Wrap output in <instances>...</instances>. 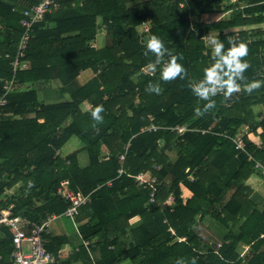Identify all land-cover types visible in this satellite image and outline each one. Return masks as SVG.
I'll list each match as a JSON object with an SVG mask.
<instances>
[{"label": "trees", "instance_id": "16d2710c", "mask_svg": "<svg viewBox=\"0 0 264 264\" xmlns=\"http://www.w3.org/2000/svg\"><path fill=\"white\" fill-rule=\"evenodd\" d=\"M40 1L0 0V97L16 81L0 119V213L38 225L64 217L72 203L60 189L68 181L71 191L91 198L73 219L90 243L83 255L79 249L63 258L70 240L52 233L50 223L41 236L55 264H264V210L245 183L264 163V0H237L246 6L226 8L232 14L210 24L202 16L230 0H58L33 26L22 58L29 68L14 71L23 12ZM102 29L105 40L95 47ZM209 32L225 48L229 39L246 43L241 59L249 67L239 90L218 91L205 111L208 101L192 85L214 62ZM152 35L168 49L163 62L177 56L183 78L163 80L160 65L147 67L155 60L144 55ZM88 70L94 78L81 85ZM51 82L58 89L42 101L34 85ZM252 83L258 87L247 91ZM84 103L91 105L86 112ZM97 105L101 122L90 115ZM151 124L196 131L142 133ZM238 135L248 153L236 150ZM257 136L260 146L251 141ZM74 138L82 148L63 153ZM147 173L160 184L140 185L136 177ZM181 185L192 198H182ZM208 219L228 230L218 242L200 232ZM12 251L10 229L0 226V264H12Z\"/></svg>", "mask_w": 264, "mask_h": 264}, {"label": "built area", "instance_id": "2783aa9c", "mask_svg": "<svg viewBox=\"0 0 264 264\" xmlns=\"http://www.w3.org/2000/svg\"><path fill=\"white\" fill-rule=\"evenodd\" d=\"M58 7V0H42L24 10L23 18L21 20V25L24 28V31L19 41L16 60L13 63L14 71H17L18 69L26 70L29 68V64L22 61V58L24 57L29 41L32 38L31 34L33 32V26L36 23L43 21L46 14L53 12ZM153 72L150 74L153 75ZM15 85V80H12L5 85V92L0 97V119L4 109L9 103L8 96L14 90ZM150 118L151 120L154 119L152 117ZM160 130H164L165 138H167V135L172 132H177L179 135H183L189 131H196L190 130L189 126L167 128L151 124L148 129H142V133L147 131L156 133ZM233 143L235 144L237 151L248 153L246 140L242 136H236L233 139ZM128 148L129 146L126 149V154ZM126 154L120 157L121 161L125 160ZM250 159H252L251 156ZM256 172L264 179V164L262 162H257ZM136 181L143 186L148 185L153 187L156 184H160L156 178L152 177L148 173L138 175V177H136ZM60 194L64 199L72 203V206L65 213V216L72 220L79 214L80 208L91 201L90 196H84L81 193L76 194L71 191L68 181L62 183ZM172 201L173 199L170 198L168 203H172ZM55 219L56 217L52 216L43 225H38L37 223L29 222L25 218L13 216L11 210H6L0 213V226L8 227L13 238V251L11 253L12 264H55L57 262V257L46 250L45 242L41 236L49 224ZM183 240L184 239L180 241ZM86 245H89V243H86ZM25 246L26 250H24ZM245 249L247 252L248 248L246 247Z\"/></svg>", "mask_w": 264, "mask_h": 264}, {"label": "clouds", "instance_id": "9594fccd", "mask_svg": "<svg viewBox=\"0 0 264 264\" xmlns=\"http://www.w3.org/2000/svg\"><path fill=\"white\" fill-rule=\"evenodd\" d=\"M204 39L212 50L214 62L204 69L202 80L192 85V91L196 96L208 101L205 105L206 111L214 106V101L210 100V97L216 95L218 91H224L228 95L239 90L238 81L244 79L243 73L249 67V64L246 60L241 59L247 55L246 43L229 39L230 46L225 48L224 42L218 38V35L213 36L211 32L204 36ZM167 52L168 49L165 47L164 41L157 35H152L145 41L144 55L151 54L155 56V60L150 62L147 67L154 70L157 65H160L159 70L163 80L175 79L178 76L183 78L184 67L177 62V56L169 55L167 61L163 62V57ZM255 87H258V84L252 83L248 85L247 91H251ZM149 91L158 92L159 89L150 85ZM103 110L102 105L95 106L90 113L91 118L96 122H101L103 120L101 116ZM195 111L197 115L201 114L199 109ZM178 264H180L179 261Z\"/></svg>", "mask_w": 264, "mask_h": 264}, {"label": "rangeland", "instance_id": "374dc122", "mask_svg": "<svg viewBox=\"0 0 264 264\" xmlns=\"http://www.w3.org/2000/svg\"><path fill=\"white\" fill-rule=\"evenodd\" d=\"M233 5H236L238 8L239 7H244L246 6L245 2H242L241 4H239L237 2V0H230V1H226L221 10L219 11H212L209 14H205L202 16L203 21H206L207 24L219 21L220 19H222L225 15L227 16V14L230 16L232 14L231 11L225 12L226 8L231 7ZM142 28H141V32H142ZM211 34L213 36H216L215 32H211ZM105 40V31L102 29L101 33H100V37L96 43L97 47H101L103 45V42ZM91 76H94V74L91 73ZM82 82H84V80H81V84ZM41 96V94H40ZM41 98V97H40ZM89 106H83V110L88 109ZM258 111H261L262 108L258 107L257 108ZM255 144L260 146V141L258 138H256ZM83 144L82 142L77 139L74 138L72 139L64 148L63 153H70V152H75L78 149L82 148ZM164 145H161V149H163ZM173 154H171L172 156ZM79 158L81 160V165H85L89 163L88 160V156L86 152H83L82 154L79 155ZM149 174V173H148ZM246 185H248V187L252 190V194H254V197L256 195L255 200L257 202L260 203V210H264V180L262 179L261 175H259L257 172H255V175H253L248 182H245ZM78 228L79 225L76 224L72 219L67 218V217H59L57 218L55 221L51 222L49 230H51L52 233L54 234H66L68 237L71 238V245L73 244L74 247L73 249H78L80 246H78L80 244V236H77L78 232ZM201 234L204 235L205 240L209 241V238H214L217 242H218V237L219 235H227L228 230L224 227H222L221 225L217 224L215 221H211L210 219H208L205 224H202V228L200 230ZM24 250H26V246L24 248ZM78 252V250H77ZM246 254V249H244L242 256L245 257ZM130 263L129 261L127 262V264ZM123 264H126L125 262Z\"/></svg>", "mask_w": 264, "mask_h": 264}, {"label": "crops", "instance_id": "0c3cea01", "mask_svg": "<svg viewBox=\"0 0 264 264\" xmlns=\"http://www.w3.org/2000/svg\"><path fill=\"white\" fill-rule=\"evenodd\" d=\"M99 37H100V35H99ZM99 37H98V39H99ZM95 47H97V45L95 44L94 45ZM91 73L93 74V72L92 71H90V70H88V71H85V72H82L81 73V75L79 76V78H78V81H79V83L81 82V80L83 81L84 80V82H82V84L81 85H85L86 83H88L90 80H92L93 78H94V76H91ZM34 87H35V89H37L38 91H39V93L41 94V100L43 101H45V100H47L46 98H47V92H53V91H55V90H57L58 89V86H57V84H55L54 82H51V83H47V84H35L34 85ZM39 94V95H40ZM54 101L52 100V102H49V101H46V103H53ZM89 106L90 104H88V103H84L82 106H81V110L83 111V112H86V111H88L91 107H88V109H86V110H83V106ZM91 106V105H90ZM150 127V126H149ZM149 127H147V128H143V129H148ZM142 131V130H141ZM148 132V131H147ZM149 133H151V132H149ZM256 138H258L259 139V141H260V143H261V140H260V138L257 136V137H254L251 141L253 142V143H255V141L254 140H256ZM70 153H72V152H70ZM83 153V152H82ZM82 153H80V154H82ZM79 154V155H80ZM88 156V155H87ZM88 160H89V158H88ZM79 161H80V165H81V160H80V158H79ZM89 164V163H88ZM88 164H85V165H81V167H86V166H88ZM180 188H181V192H182V198H184V200H187V199H190V198H192L193 197V193L188 189V188H186L184 185H181L180 186ZM170 199V198H169ZM169 205V204H168ZM136 221H138V219H135V220H133L132 221V223H135ZM79 232V231H78ZM77 236H80V233H78L77 234ZM69 238V240H70V243L68 244V245H66L63 249H62V251H61V254H62V257L63 258H66L68 255H70L72 252H74L75 251V253H78L77 252V250H79L80 249V255H83L82 254V250H83V248H82V245L84 244V247H89V245H86V243H90L89 241H83L82 240V238H81V236H80V244L78 245V246H80L78 249H73V247H74V245L72 244L71 245V238L70 237H68ZM180 240H182V239H180ZM179 240V242H181ZM185 240V239H184ZM183 240V241H184ZM73 246V247H72ZM87 248H85L86 250H87V252H88V254H89V249H87ZM246 248V247H245ZM244 248V249H245ZM90 255H92V257L95 259V257L98 255V254H94V253H92V252H90ZM96 255V256H95ZM91 257V256H90ZM91 257V258H92ZM82 263V262H81ZM80 264V263H79ZM126 264H127V262H126Z\"/></svg>", "mask_w": 264, "mask_h": 264}]
</instances>
